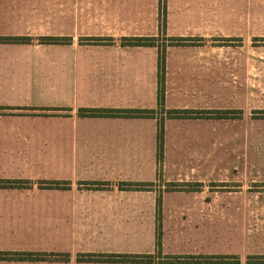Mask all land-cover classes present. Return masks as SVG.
<instances>
[{
    "label": "crops",
    "instance_id": "0c3cea01",
    "mask_svg": "<svg viewBox=\"0 0 264 264\" xmlns=\"http://www.w3.org/2000/svg\"><path fill=\"white\" fill-rule=\"evenodd\" d=\"M224 3L0 0V39H25L0 40V180L16 182L0 186V252L37 257L0 264H264V217L257 219L256 209L264 197L256 196L254 180L239 185L240 196L224 199L223 172L218 177L207 161L181 149L186 138L200 139L202 118L167 115L209 110L201 79L206 68L198 64L207 53H179L172 44L217 35L247 44L264 36V28L256 27V0ZM161 57L163 113L157 101ZM92 110L153 113L87 112ZM210 177L212 197L206 195ZM121 183L152 186L128 190ZM166 184L196 186L179 192ZM225 204L237 207L231 229H224ZM110 254L150 258L107 262L84 256ZM203 256L231 260L171 261Z\"/></svg>",
    "mask_w": 264,
    "mask_h": 264
},
{
    "label": "rangeland",
    "instance_id": "374dc122",
    "mask_svg": "<svg viewBox=\"0 0 264 264\" xmlns=\"http://www.w3.org/2000/svg\"><path fill=\"white\" fill-rule=\"evenodd\" d=\"M232 4L231 0H225L224 7ZM255 12L257 29L264 28V21L260 20L264 19V0H256ZM173 45L179 53L194 52L192 49L197 48L200 54L208 55L206 61L198 64L202 65V69L206 68V77L202 70L201 79L202 85L208 87L209 112L204 114L206 117H198L202 118L200 139L186 138L181 149L193 151L199 161H207L208 168L216 171L218 177L220 171L223 172V188L219 191L224 199L240 196L239 185L250 180H254L256 196L264 197V36L254 37L247 44L243 43L242 38L217 35L192 44ZM161 48H165L163 43ZM158 112L163 113L162 110ZM197 115L200 116L190 114L183 118L195 120ZM203 125L206 126L205 134ZM205 183L206 195L214 196L211 192L215 191V180L210 177ZM219 183L217 186L221 187ZM195 186L166 184L165 189L188 192L194 190ZM235 208L225 204L224 229H231L232 220L235 219L232 210ZM256 209L257 219H263L264 206H256ZM255 258L256 262L263 261ZM230 260L231 256H226L223 261Z\"/></svg>",
    "mask_w": 264,
    "mask_h": 264
},
{
    "label": "trees",
    "instance_id": "16d2710c",
    "mask_svg": "<svg viewBox=\"0 0 264 264\" xmlns=\"http://www.w3.org/2000/svg\"><path fill=\"white\" fill-rule=\"evenodd\" d=\"M0 40L4 41H24V38H1ZM48 41H54V38L46 39ZM184 40V39H178ZM158 92H157V101L160 109H163V99H164V80H165V68H164V60L161 57L159 61V68H158ZM89 114H97V115H105V116H114V115H122V116H148L153 113V111L147 110H92L87 111ZM209 111H167L169 117L172 118H183L190 114H200L197 117H206L204 114H207ZM162 151H163V126L162 122L159 123V130L157 135V157L159 161L162 159ZM16 184L15 181H3L0 180V186H7L11 187ZM54 184V183H53ZM125 189H133V190H147L152 184L149 183H121ZM157 225H156V246H159V239H160V200H157ZM88 260H97V261H107V262H148L150 256L149 255H84ZM34 260L37 259L36 255L28 254V253H2L0 252V260ZM225 257H211V256H203V257H173L171 261H188V262H214V261H223ZM260 259V258H259Z\"/></svg>",
    "mask_w": 264,
    "mask_h": 264
}]
</instances>
